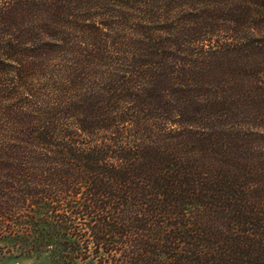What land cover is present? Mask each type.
Listing matches in <instances>:
<instances>
[{
	"label": "trees",
	"instance_id": "16d2710c",
	"mask_svg": "<svg viewBox=\"0 0 264 264\" xmlns=\"http://www.w3.org/2000/svg\"><path fill=\"white\" fill-rule=\"evenodd\" d=\"M1 76L0 263L264 264V2L0 0Z\"/></svg>",
	"mask_w": 264,
	"mask_h": 264
},
{
	"label": "rangeland",
	"instance_id": "374dc122",
	"mask_svg": "<svg viewBox=\"0 0 264 264\" xmlns=\"http://www.w3.org/2000/svg\"><path fill=\"white\" fill-rule=\"evenodd\" d=\"M257 1H260V3L264 2V0H257ZM253 2H254V0H253ZM249 34H251V32L246 33L247 36H249ZM1 77L2 78H0V83H1L0 94H2L3 98L11 99L10 100L11 104L19 105V104H22L23 101L27 98L31 99L29 96H27V98H25L26 97L25 96L26 94H24L25 90H29V93L33 94V95L40 93L39 87H37L38 86L37 81H30V82L25 83L24 92H23L20 88H18V86L16 84H13V80L11 79V77H8V76H1ZM2 103H4L3 105H6L7 102L2 101ZM258 129H260V128H258ZM247 130H248V128H247ZM254 130L255 129L248 130V131H249V133H251V132L253 133ZM258 146H259V148L263 147L261 143H259ZM0 264H41V263L40 262H34L31 260H21V261H5V262L0 263Z\"/></svg>",
	"mask_w": 264,
	"mask_h": 264
}]
</instances>
